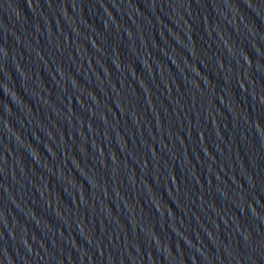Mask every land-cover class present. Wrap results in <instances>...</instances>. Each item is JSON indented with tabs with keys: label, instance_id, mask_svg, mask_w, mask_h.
Instances as JSON below:
<instances>
[{
	"label": "water",
	"instance_id": "95a60500",
	"mask_svg": "<svg viewBox=\"0 0 264 264\" xmlns=\"http://www.w3.org/2000/svg\"><path fill=\"white\" fill-rule=\"evenodd\" d=\"M0 41L191 264H264V0H0Z\"/></svg>",
	"mask_w": 264,
	"mask_h": 264
}]
</instances>
